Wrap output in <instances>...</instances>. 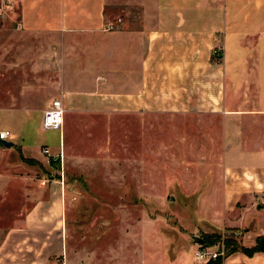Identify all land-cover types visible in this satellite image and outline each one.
I'll return each mask as SVG.
<instances>
[{"label": "crops", "instance_id": "1", "mask_svg": "<svg viewBox=\"0 0 264 264\" xmlns=\"http://www.w3.org/2000/svg\"><path fill=\"white\" fill-rule=\"evenodd\" d=\"M16 17L22 35L55 36L62 43L55 49L41 45L33 50L38 59L12 66L32 69L41 85L47 82L49 53L60 60L50 104L42 107V101L13 95L14 102L0 112L6 119L0 129L14 137L9 142L18 146L30 135L20 146L25 158L2 164L13 172H0V192L27 188L31 204L30 183H15L31 180L33 165L25 160H31L25 155L30 140L39 141L37 155L45 146L60 171L67 166L64 127L59 148L36 136L44 130L45 110L56 100L72 118L199 116L215 122L201 130L209 133L205 144L214 151L199 163L215 166V173L203 178L201 213L208 222L202 231L231 230L241 246H255L264 235V0H20ZM110 23L117 29L106 31ZM31 116L39 117L32 130L26 122ZM224 165L238 171L224 173ZM41 182L34 205L3 234L0 264H35L32 245L46 251L48 237L54 238L64 220L65 183ZM198 248L190 245L173 264H206L196 262ZM222 264H264V253L236 252Z\"/></svg>", "mask_w": 264, "mask_h": 264}, {"label": "rangeland", "instance_id": "2", "mask_svg": "<svg viewBox=\"0 0 264 264\" xmlns=\"http://www.w3.org/2000/svg\"><path fill=\"white\" fill-rule=\"evenodd\" d=\"M61 43V38L55 36L22 35L16 15L0 20V112L14 102L13 95L21 100L42 101V107L55 99L60 64L55 53H49L47 82L41 85L32 69L12 66L38 59L33 50L41 45L55 49ZM26 119L32 130L39 117ZM5 120L0 113V125ZM205 124L206 131L215 122H205L199 116L169 114L125 118L65 116L64 132L70 153L65 169L63 166L65 171L54 163L52 152L41 153L43 157L37 155L39 141L30 140L25 155L33 165L31 180L15 183H30L31 204L26 201L27 188L17 186L0 192V240L22 218V211L39 198L41 181L49 186L54 179H61L66 185L64 220L62 217L54 238L48 237L46 251L40 253L39 246L32 245L29 252L36 259L35 264H173L190 245L224 249L227 255V239H236L231 231H202L208 222L201 213L200 193L207 181L203 178L215 173L214 165L199 163L202 156L214 151L205 144L209 136L201 131ZM28 136L17 141L18 146L0 150L1 173L10 171L3 163L18 164L20 158H25L20 146L27 144ZM36 136L44 138L51 147H60L59 131L39 130ZM46 148L40 146L39 150ZM223 167L227 174L238 171ZM14 173L21 178L25 174L19 169ZM209 238L214 242L212 246Z\"/></svg>", "mask_w": 264, "mask_h": 264}, {"label": "built area", "instance_id": "3", "mask_svg": "<svg viewBox=\"0 0 264 264\" xmlns=\"http://www.w3.org/2000/svg\"><path fill=\"white\" fill-rule=\"evenodd\" d=\"M20 0H0V20L16 15L19 8ZM118 20L117 23H121ZM106 31H114L117 29L116 23H110L106 26ZM215 55H218V51H214ZM65 123V108L61 100L54 101L50 107H48L43 116V128L45 131H62ZM11 132L6 129H0V146H5L4 142H9ZM44 154L48 155L49 151L44 150ZM227 257L224 249H214L204 247L201 245L196 254L195 259L199 263H215L222 261Z\"/></svg>", "mask_w": 264, "mask_h": 264}, {"label": "trees", "instance_id": "4", "mask_svg": "<svg viewBox=\"0 0 264 264\" xmlns=\"http://www.w3.org/2000/svg\"><path fill=\"white\" fill-rule=\"evenodd\" d=\"M26 161L31 163V160H26ZM228 231H231V230H228ZM209 240L211 241L208 244L209 246H212L214 242L210 238ZM225 244L227 248V256H230L236 252H241L248 257H253L257 253H262V252L264 253V235L257 238L256 244L253 248H246V247L241 246L239 242L237 241V239H235L234 237L228 238ZM208 264H221V261H218L215 263L211 262Z\"/></svg>", "mask_w": 264, "mask_h": 264}, {"label": "water", "instance_id": "5", "mask_svg": "<svg viewBox=\"0 0 264 264\" xmlns=\"http://www.w3.org/2000/svg\"><path fill=\"white\" fill-rule=\"evenodd\" d=\"M4 145L7 147V148H12L14 147V143L13 142H4Z\"/></svg>", "mask_w": 264, "mask_h": 264}, {"label": "bare ground", "instance_id": "6", "mask_svg": "<svg viewBox=\"0 0 264 264\" xmlns=\"http://www.w3.org/2000/svg\"><path fill=\"white\" fill-rule=\"evenodd\" d=\"M11 137H12V134H11Z\"/></svg>", "mask_w": 264, "mask_h": 264}]
</instances>
